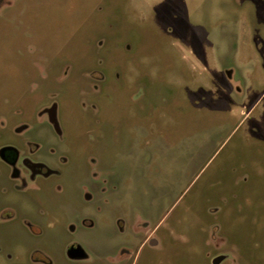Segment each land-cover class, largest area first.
Returning a JSON list of instances; mask_svg holds the SVG:
<instances>
[{
	"label": "rangeland",
	"instance_id": "obj_1",
	"mask_svg": "<svg viewBox=\"0 0 264 264\" xmlns=\"http://www.w3.org/2000/svg\"><path fill=\"white\" fill-rule=\"evenodd\" d=\"M6 143L0 264H264V0H0Z\"/></svg>",
	"mask_w": 264,
	"mask_h": 264
},
{
	"label": "flooded vegetation",
	"instance_id": "obj_2",
	"mask_svg": "<svg viewBox=\"0 0 264 264\" xmlns=\"http://www.w3.org/2000/svg\"><path fill=\"white\" fill-rule=\"evenodd\" d=\"M53 127L57 131V125L56 122H53ZM25 150L21 151V149L12 143H6L0 146V162L2 164L9 168V172H13V176H16L19 174V172H24V169H32L33 172H39L41 174H48L49 172H53L52 169L49 168V164H47L45 161H42L44 163H32L29 162L24 156ZM23 165V168H19L21 164ZM30 167V168H29ZM74 246V244H73ZM72 248H67V254L69 255L68 251ZM70 256V255H69Z\"/></svg>",
	"mask_w": 264,
	"mask_h": 264
},
{
	"label": "water",
	"instance_id": "obj_3",
	"mask_svg": "<svg viewBox=\"0 0 264 264\" xmlns=\"http://www.w3.org/2000/svg\"><path fill=\"white\" fill-rule=\"evenodd\" d=\"M49 118H50L51 121L55 122L54 113L51 112V113L49 114ZM73 250H74V248H72V249H70V250L68 251V253H69L70 256H75V255H76V254L73 253ZM77 255H78V256H83V253L80 252V253L77 254ZM220 259H221V257L218 256L217 258H215V259L213 260V263L217 264V263L220 261Z\"/></svg>",
	"mask_w": 264,
	"mask_h": 264
}]
</instances>
